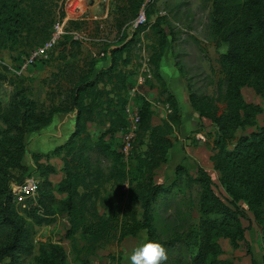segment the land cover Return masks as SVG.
Returning <instances> with one entry per match:
<instances>
[{"label": "rangeland", "instance_id": "1", "mask_svg": "<svg viewBox=\"0 0 264 264\" xmlns=\"http://www.w3.org/2000/svg\"><path fill=\"white\" fill-rule=\"evenodd\" d=\"M78 1L82 2V19L69 26L85 27L90 40L73 42L71 36L65 34L48 51L46 58L37 60L21 73H17L23 58L50 37L54 22L60 19L59 16H65L66 10L74 7ZM90 1L0 0V198L5 187H10L13 191L12 188L23 184L26 178L33 177L38 183L46 178L54 186L61 180V155L54 153L53 149L62 144L73 131L74 112H64L63 109L53 112V109L67 105L69 91L81 75L93 76L99 67L108 65L110 47L120 45L133 36L137 18H132L128 10L122 7L125 5L123 0H114L109 5L100 0H92V3ZM218 1L222 8L226 6L228 10L237 6L242 10L253 7L249 0ZM143 6L145 13L151 11L150 22L158 16L163 17L161 25L167 33V40L162 56L173 66V71L181 76L186 89L199 95H213L218 78L222 77L218 56L227 49L226 43L216 45L213 39V19L217 15L213 0H144ZM145 17L144 14L141 21L143 24ZM135 37L131 63L122 67L126 71L129 88L136 84L141 70L139 60H142V45L146 55H150L151 45L156 40L147 24L137 31ZM259 41L264 46V36H260ZM141 73L145 82L139 89L149 99L148 102L142 96L153 110V123H159L165 118L167 109L161 102L150 64L149 72ZM167 87L171 91L168 85ZM241 92L245 102L264 107V101L250 87L242 88ZM178 96L183 110L182 97L180 94ZM137 97L134 102L139 107L140 101ZM25 102H28V111L23 106ZM127 107L126 103L125 115ZM220 107L222 109L223 105L220 104ZM194 123L195 130L202 133L198 135L193 130L182 136L179 131L178 134L174 132L171 155L154 173V181L163 183L168 188L157 196L152 205L153 222L168 254L166 264H190L201 247L206 249L209 259H227L233 264H251L253 260L255 264H263L262 232L244 201H238L242 210L241 222L246 227L244 240L239 242L238 247H232L225 238L199 229V186L188 183L185 174H175L176 166L187 167L192 175L199 167L204 168L211 176L215 194L224 202L228 201L229 195L219 183L218 174L209 161L213 151L212 136L207 138L204 133H213L214 128L210 120L199 119ZM262 126L264 112H258L254 115V124L238 128L236 137L247 135ZM88 130L93 138H98L102 134L103 126L88 124ZM125 135L123 132L113 137L109 134L102 136L111 148L121 153L128 176L135 178L138 172L135 170L133 155L122 152ZM141 147L144 148L143 145ZM41 154L39 163L34 155ZM92 158L98 159L105 170L108 168V160L95 154ZM41 163L43 166L52 165L54 173L43 171L44 168L38 166ZM126 191V184L120 189L109 182L104 185L102 195L109 197L115 205L125 207L128 204ZM53 194L52 199L44 198L52 214L41 225H37L24 212L28 201L33 197L17 191L12 192L14 210L17 216L22 217L25 230L24 249L17 253L19 264H39V247L45 243L61 245L65 251L66 264L129 263L128 256L145 231H140L135 236H127L121 241H117L116 231L108 239L100 241L92 254H86L82 250L84 235L77 233L73 240L66 237L68 221L56 212L57 201L65 195L55 189ZM131 204L138 206L136 201ZM97 207L100 214L107 215L108 209L101 201H98ZM10 238V230L0 228V248ZM7 261L0 252V263Z\"/></svg>", "mask_w": 264, "mask_h": 264}, {"label": "trees", "instance_id": "2", "mask_svg": "<svg viewBox=\"0 0 264 264\" xmlns=\"http://www.w3.org/2000/svg\"><path fill=\"white\" fill-rule=\"evenodd\" d=\"M249 1L253 7L242 10L237 6L228 10L226 6L222 8L218 0H213L217 14L213 19V39L216 45L221 42L227 44L226 52L218 56L222 77L218 78L213 95H199L187 89L190 106L200 117L210 120L214 128L213 133L207 131L204 135L207 138L212 136L213 151L209 160L218 174L219 183L229 195L228 201L224 202L215 194L211 176L204 168L199 167L194 175L183 165L175 168V174H185L188 183L199 186V229L227 239L234 248L244 240L246 229L241 222L242 210L238 201L246 203L260 226L264 246V126L236 137L238 128L253 125L254 115L264 112L263 105L245 102L241 92L242 88L250 87L264 101V46L259 41V37L264 36V3L261 0ZM123 2L125 5L122 7L132 18H137L143 10L145 23H138L127 41L110 47L108 65L99 67L93 76L83 74L78 78L69 91L67 105L53 109V112L62 109L74 112L73 131L53 149L54 153L61 155L63 177L55 186L46 178L41 183L39 181L36 199H30L24 209L33 223L41 225L52 214L44 198H54L53 189L64 194L65 197L57 201L56 212L68 221L66 237L73 240L77 233L84 235L82 250L86 254H92L100 241L108 239L116 231L117 241L145 231L149 239L163 243L153 222L152 205L157 196L168 188L154 181V173L167 161L174 146V132H178L181 126L177 98L159 72L167 40V33L161 25L163 17L158 16L150 22L151 11L145 13L144 0ZM59 17L62 19L64 15ZM75 23L77 21L68 22L69 25ZM146 24L156 36L155 44L151 45L149 64L161 102L167 105L168 111L163 120L153 124V110L142 95H138L140 121L130 143L138 176L130 178L121 153L111 148L102 135L113 137L123 133L128 125L124 108L129 87L122 67L131 63L135 35ZM27 104L23 103L26 111L29 110ZM88 123L103 126L98 138L92 137ZM94 154L108 160L106 170L98 159L92 158ZM41 156L34 155V158L40 163ZM38 166L47 173H54L52 165L43 166L41 163ZM109 182L120 189L127 185L128 204L125 207L115 205L109 197L102 195L104 185ZM12 201L11 188L5 187L0 198V228H8L11 238L0 248L2 257L8 259L0 264H19L17 253L24 249V223L22 217L17 216ZM98 201L107 207L106 216L99 213ZM134 201L138 202L137 207L131 204ZM207 254L201 247L190 264H233L227 259H209ZM65 259L61 245H40L39 264H66ZM251 264H255L253 260Z\"/></svg>", "mask_w": 264, "mask_h": 264}, {"label": "built area", "instance_id": "3", "mask_svg": "<svg viewBox=\"0 0 264 264\" xmlns=\"http://www.w3.org/2000/svg\"><path fill=\"white\" fill-rule=\"evenodd\" d=\"M100 1L105 3L106 5H109L114 0H100ZM68 5H71V4L69 3ZM81 5H82V2L78 1L74 5V7L70 8L69 10H66V15L62 19H58L54 22L53 31L50 37L41 45L34 47L28 53V55L23 58L22 63L19 66V69L16 70L17 73L18 72L21 73L29 65L33 64L35 61L41 58H46L48 55V51L51 50L55 46V44L65 34H69L72 40L76 42H85L87 40H90L87 29H85V27L80 26L79 28H70L68 24L70 20L79 21L82 19L81 14L83 11H81ZM142 11L143 10L140 11L137 19L135 20V26L139 22H141L144 18V12ZM142 52L143 53H140L142 56V60H139L141 63V70L137 76L136 84L127 89L128 90L127 91L128 107L126 108V111H127L126 117H127L128 125L126 126L124 130V133H126V135H125V141H124L123 150H122V152L125 153L126 155L128 153H131V149H130L131 139L135 131L137 130V127L140 121L139 107L137 103L134 102V98L138 95H142L149 102V99L145 97L144 93H142V91H140L139 89L140 86L143 85L145 82V78L141 72L142 71L149 72V55H146L144 45H142ZM147 75L149 76V74ZM164 106L167 109V105L165 104ZM37 184H38V181L35 178L30 177V178H26L23 184L15 185L14 188H12V190L14 192L17 191L18 193L28 194L34 198L36 195Z\"/></svg>", "mask_w": 264, "mask_h": 264}, {"label": "crops", "instance_id": "4", "mask_svg": "<svg viewBox=\"0 0 264 264\" xmlns=\"http://www.w3.org/2000/svg\"><path fill=\"white\" fill-rule=\"evenodd\" d=\"M159 72H160V75L162 76L163 80L165 81L166 85L169 86V88L171 89V92L177 98L178 105H179V113L181 115V126L179 129V133L182 136H186L189 132L196 129L195 123H194L195 120H199V119L200 120H208V119H206L204 117H200L198 115L197 111H195L190 106L189 101H188V93H187L188 91L186 92V90H187L186 84L183 82V79L181 78V76L178 73L173 71V66L169 62H167V59H165L163 56L161 57V60L159 62ZM179 94L183 100V107H182L183 110L181 109V103L182 102L180 101V98L178 96ZM183 113L185 114V116ZM185 117H186V119L184 120ZM72 118L74 119V117H72ZM152 122H153V118H152ZM62 123H64V121ZM88 124H90V123H88ZM153 124H157V123H153ZM201 133H202L201 131H198V133H196V134L199 135ZM171 152H172V150H171ZM171 152L169 155H171Z\"/></svg>", "mask_w": 264, "mask_h": 264}, {"label": "clouds", "instance_id": "5", "mask_svg": "<svg viewBox=\"0 0 264 264\" xmlns=\"http://www.w3.org/2000/svg\"><path fill=\"white\" fill-rule=\"evenodd\" d=\"M167 260L168 254L165 247L149 239L147 233L141 235L140 241L128 256L129 264H166Z\"/></svg>", "mask_w": 264, "mask_h": 264}, {"label": "water", "instance_id": "6", "mask_svg": "<svg viewBox=\"0 0 264 264\" xmlns=\"http://www.w3.org/2000/svg\"><path fill=\"white\" fill-rule=\"evenodd\" d=\"M90 3H92V0L90 1Z\"/></svg>", "mask_w": 264, "mask_h": 264}]
</instances>
